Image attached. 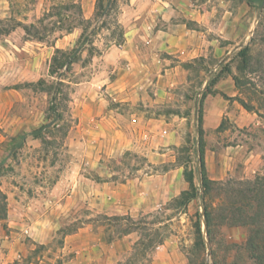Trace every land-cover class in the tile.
<instances>
[{"label": "rangeland", "instance_id": "1", "mask_svg": "<svg viewBox=\"0 0 264 264\" xmlns=\"http://www.w3.org/2000/svg\"><path fill=\"white\" fill-rule=\"evenodd\" d=\"M130 1L0 0V264H76L77 252L87 264H257L247 240L264 231V190H252L264 176V7L253 5L242 44L249 62L242 46L199 56L163 85L165 56L126 38ZM224 70L240 122L224 119L203 142L236 149L204 191L197 116ZM148 117L169 134L145 128ZM128 234L130 249L108 246Z\"/></svg>", "mask_w": 264, "mask_h": 264}, {"label": "crops", "instance_id": "2", "mask_svg": "<svg viewBox=\"0 0 264 264\" xmlns=\"http://www.w3.org/2000/svg\"><path fill=\"white\" fill-rule=\"evenodd\" d=\"M220 2L218 4L214 0H204L199 3H194L192 0H131L127 3L126 11L128 15L131 14V17L130 27L125 34L127 40L132 42L134 50L146 47L150 54L165 56L163 60L166 62L162 65L165 72L160 73L157 84L174 85L184 78L185 71L180 65L182 62L211 53L226 55L232 49L240 48L249 38L253 31L254 6L247 0ZM223 6L224 8H221ZM170 60L176 63L171 65ZM209 77L210 75L207 76L204 87L208 85ZM210 88L211 91H207L201 101L202 129L207 142L208 136L216 133L224 119L240 122L241 117V115L236 116L238 113L235 100L237 88L232 73H223L210 85ZM244 117L245 124L255 121L251 113L247 112ZM148 125L154 127L159 125V133L166 136L170 132V122L166 119L148 117L145 119L144 127ZM218 134L221 132L219 131ZM167 141L169 140L166 139L165 142ZM218 144L215 149L209 146L205 149L204 146L206 174L212 179L224 177L228 161V169H231L232 153L236 149L232 145ZM214 162L216 171L210 173V167ZM167 174L168 172H165L159 177L166 179ZM101 195L102 199L109 198L104 192ZM131 236L132 234L125 235L108 246L122 245L125 249H130L134 241L129 240ZM104 245L107 246V244ZM117 252L114 249L108 261ZM82 256L77 252L72 261L79 264ZM82 258H84V264L91 262L88 256Z\"/></svg>", "mask_w": 264, "mask_h": 264}, {"label": "trees", "instance_id": "3", "mask_svg": "<svg viewBox=\"0 0 264 264\" xmlns=\"http://www.w3.org/2000/svg\"><path fill=\"white\" fill-rule=\"evenodd\" d=\"M250 2L252 5L256 4L258 8H263L264 7V0H247ZM248 46H242L239 49V56L242 59V62L247 63L249 62L247 59L248 55ZM228 71V70H224ZM234 82L237 83V78L233 76ZM236 85V84H235ZM206 93L202 94V97H204ZM245 105V104H243ZM197 124H198V134H199V144H200V158H199V172H200V179H201V184L202 188L204 191L210 187L211 180L208 178L206 174V168H205V162H204V142H203V129H202V110L201 108L198 110V116H197ZM185 180L187 181L189 185L188 190H184L182 192V195L184 197H187L188 199H191L195 197L196 192L198 191L194 182V176H193V171L192 170H184L183 172ZM260 181L256 182L255 186L252 188V190L259 191V190H264V176L262 178H258ZM6 196L5 194L0 190V212H6ZM206 212V210H205ZM198 233H200V228H198ZM248 246L250 250L253 252V258L256 260L257 264H264V231L260 228L255 229L254 234H251L248 237L247 240Z\"/></svg>", "mask_w": 264, "mask_h": 264}]
</instances>
